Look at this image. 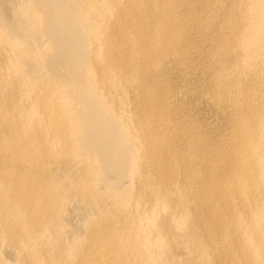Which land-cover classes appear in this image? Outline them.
<instances>
[{
	"label": "bare ground",
	"instance_id": "1",
	"mask_svg": "<svg viewBox=\"0 0 264 264\" xmlns=\"http://www.w3.org/2000/svg\"><path fill=\"white\" fill-rule=\"evenodd\" d=\"M0 264H264V0H0Z\"/></svg>",
	"mask_w": 264,
	"mask_h": 264
}]
</instances>
